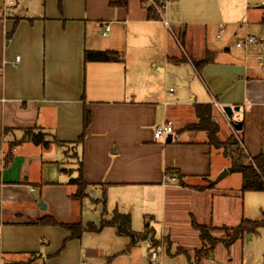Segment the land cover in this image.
Listing matches in <instances>:
<instances>
[{
  "label": "crops",
  "instance_id": "crops-1",
  "mask_svg": "<svg viewBox=\"0 0 264 264\" xmlns=\"http://www.w3.org/2000/svg\"><path fill=\"white\" fill-rule=\"evenodd\" d=\"M118 1L61 0L59 9L57 0H23V17L16 6V19L0 18V264H144L149 258L150 238L128 248L130 239L112 227L70 238L61 227L33 224L45 216L60 224L91 222L83 223L82 213L90 194L70 197L78 160L86 191L104 202L100 218L109 216L111 201V216L129 214L134 232L167 238L172 257L177 223L196 231L194 219L223 232L243 217L242 184L222 182L231 173L215 182L228 170L227 159L208 145L206 132L187 126L199 123L197 106L210 105L225 141L233 132L222 108L238 106L245 152L264 157V71L256 59L263 49L240 53L214 35L225 24L217 0H166L159 20L148 19L146 0H128L125 7ZM106 50L121 61L85 63L86 51ZM15 56L21 57L16 67ZM206 56L209 63L198 70ZM84 105L92 122L77 159L69 147L83 134ZM167 121L174 124L168 144L154 138ZM221 125L228 131L224 140ZM27 129L42 133L49 147L21 142L6 166L11 142ZM69 159L76 165L70 172ZM169 169L187 186L166 176ZM209 182L214 185L195 189Z\"/></svg>",
  "mask_w": 264,
  "mask_h": 264
},
{
  "label": "trees",
  "instance_id": "trees-1",
  "mask_svg": "<svg viewBox=\"0 0 264 264\" xmlns=\"http://www.w3.org/2000/svg\"><path fill=\"white\" fill-rule=\"evenodd\" d=\"M154 5L146 0L147 6V16L150 20H159V11H163L165 8L166 0H153ZM59 9L61 8V0H57ZM128 0H119L114 4L116 6H126ZM113 4V5H114ZM17 21V20H16ZM85 63L97 62V63H109V62H119L121 61L120 54L113 51H86L84 54ZM210 59L208 56L196 65V68L200 70L203 66L209 63ZM196 116L199 123L187 126V130H201L208 134V145L216 150L222 152L223 156L230 162V167L228 168L229 173H240L243 179L241 191L243 193L248 192H264V157L262 154L256 157H250L245 152L242 144L243 139L239 137L236 138L232 134L227 140L220 141L218 138L219 125L213 122L212 107L210 105H200L196 107ZM92 122V115L89 109L84 105L83 111V134L79 137L78 141L69 147L70 152H74L73 158L78 159L76 148L83 146L86 131ZM30 141L35 145H42L44 148L49 147V142L45 141L44 135L42 133H34L33 130H25V135L21 140L11 142L10 152L5 165H9L12 159V150L15 146L21 142ZM58 145H64L61 142L55 141ZM67 145V144H65ZM69 153V152H68ZM77 177L70 180V184L76 187L74 193L70 195L72 199L83 200L86 197V190L90 186L83 178V164L81 160H78L76 168ZM166 176L175 178L178 184L182 187L187 186L183 182V175L176 169L166 170ZM214 185L213 182H209L207 186L199 187L196 186L195 189L198 191H203L206 188H210ZM104 204V202H103ZM35 225L42 226H58L66 230L71 234L70 238H79L84 232L98 233L104 228L112 227L115 228L118 236H124L130 239V244L128 248H132L139 244L145 239L150 238L152 242V249L154 250L159 245V239L151 232L147 230L142 233H136L131 227V216L129 214H123L118 211H114L110 218L102 217L98 224L94 222H89L85 225L82 223L77 224H60L52 216H45L33 222ZM192 227L198 232L200 247L195 250V262L194 264H200L201 260L208 259L214 253L216 247L222 243L227 248L231 247L242 235L253 234L258 232L260 229H264V220L253 221L248 219H243L236 227H225L221 230L225 233L223 239H218L213 235V231L218 228L212 226H206L199 224L196 220H192ZM148 224L146 229H148ZM167 239V238H166ZM168 243V242H167ZM171 245V244H170ZM169 245V247H170ZM169 251V248L167 247Z\"/></svg>",
  "mask_w": 264,
  "mask_h": 264
},
{
  "label": "rangeland",
  "instance_id": "rangeland-1",
  "mask_svg": "<svg viewBox=\"0 0 264 264\" xmlns=\"http://www.w3.org/2000/svg\"><path fill=\"white\" fill-rule=\"evenodd\" d=\"M217 2L219 6L218 20L225 24L215 27V29H213L214 35H219L221 38L227 39V43L230 41V49L233 51L238 50L240 53L243 52V50L236 48L237 39H241L245 35L254 36L258 41L260 40L258 46L263 49L264 54V0H217ZM16 4L19 17H23L28 4L25 5L26 3H24L23 0H17ZM234 33H236L237 36H234ZM221 126L222 131L220 132V137L224 140L226 139V135H228V131L225 129V125ZM70 156L73 158V151L69 154V157ZM223 160L225 164L230 167V162L225 159ZM64 167L70 172L76 168V165L72 159H69ZM224 171L225 169L223 172ZM73 178H76V173L71 176V179ZM222 182L240 185L243 183V179L240 173L234 172L231 173L227 179H222ZM86 193L90 195L83 200V223H86V221L94 223L100 222L103 217L100 218V213H104L105 211L104 207L102 209L103 204L95 200L94 195H92L90 191H86ZM170 204L179 205V202H175L174 200ZM108 206L109 216L106 215V217L110 218L111 201ZM242 218L253 221L264 220V192L245 193L244 213ZM241 219L239 222L242 221ZM140 228H143L142 225H140ZM215 231H213V234L218 239H223L225 237L224 232ZM170 238L172 241L171 252L178 255L172 257L168 254L169 251L167 247L169 248L171 243H167L166 238L161 240L159 235V245L155 249L162 255L161 264H194V252L195 249L200 246L197 232L187 228L184 222H179L174 230L171 231ZM187 255L191 260L188 259ZM213 262L215 264H264V229H260L253 234L242 235L229 248L220 243L211 257L208 259L203 258L200 264H211ZM144 264H149V258Z\"/></svg>",
  "mask_w": 264,
  "mask_h": 264
},
{
  "label": "built area",
  "instance_id": "built-area-1",
  "mask_svg": "<svg viewBox=\"0 0 264 264\" xmlns=\"http://www.w3.org/2000/svg\"><path fill=\"white\" fill-rule=\"evenodd\" d=\"M16 1L15 0H0V18L4 20H14L16 19L17 15L15 12L16 9ZM110 27L107 25L104 29V32L102 33L103 37H106L109 33ZM258 46V40L255 39L252 36H244L240 40L236 42V47L239 49L244 50L247 54L254 49V47ZM257 62L261 69L264 71V55H258L256 56ZM21 57L20 56H15V59L12 63L14 67H16L20 63ZM2 73V69L0 67V75ZM173 92V89H168L166 91L167 95H170ZM167 105V103H165ZM240 111V110H239ZM235 119V117H234ZM238 120V119H236ZM240 121V120H239ZM227 123L229 127L231 128L233 134L235 135L236 138L239 139L237 136V133L234 128L232 127L230 121L227 119ZM174 134V124L171 121H167L166 123L158 126L155 129L154 132V138L155 140H166L169 135ZM161 240L164 239L163 236L160 238ZM162 263V255L159 253L156 249L151 250L150 255H149V264H161ZM215 264V263H212Z\"/></svg>",
  "mask_w": 264,
  "mask_h": 264
},
{
  "label": "water",
  "instance_id": "water-1",
  "mask_svg": "<svg viewBox=\"0 0 264 264\" xmlns=\"http://www.w3.org/2000/svg\"><path fill=\"white\" fill-rule=\"evenodd\" d=\"M239 109H240V107H238V106H235V107L224 106L222 108L223 113L225 114V116L227 117V119L230 121L232 127L234 128V130L236 132H241L243 130V122L234 119V115H235L236 112L239 111ZM172 137H173V135H169L168 138L165 140V142L167 144L168 143H171ZM228 173H229V171L228 170H225L221 175H219L217 177V179L215 180V182H218L220 179L226 177ZM44 208H45V205H44Z\"/></svg>",
  "mask_w": 264,
  "mask_h": 264
}]
</instances>
